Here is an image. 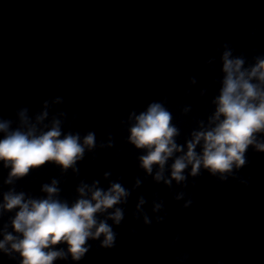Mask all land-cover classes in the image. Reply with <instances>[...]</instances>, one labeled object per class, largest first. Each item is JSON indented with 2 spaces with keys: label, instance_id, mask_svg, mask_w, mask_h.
Here are the masks:
<instances>
[{
  "label": "clouds",
  "instance_id": "9594fccd",
  "mask_svg": "<svg viewBox=\"0 0 264 264\" xmlns=\"http://www.w3.org/2000/svg\"><path fill=\"white\" fill-rule=\"evenodd\" d=\"M222 47L220 87L211 100L214 111L206 121H197L185 143H177L181 131L164 102L152 101L143 111L133 110L128 115L131 123L127 142L142 153L137 157L139 168L157 184L163 182L171 188L175 181L178 186H186L185 170L189 166L192 177L199 176L203 168L226 180L234 169L247 164L249 148L264 153V55L255 56L254 63L246 66L243 55L234 56L228 44ZM189 82L195 84L196 79L190 78ZM190 110L184 107L182 114L187 115ZM47 115L43 112L33 122L28 109L22 107L17 110L15 121L0 118V164L8 170L3 183L12 186L3 192L0 217L6 212L14 213L0 230V251L12 260L17 259L13 253H18L19 264H54L69 258L79 262L90 250L88 241L101 237L100 247L113 248L117 234L108 221L121 224L124 210L120 206L127 204L131 192L142 183L137 178L129 190L118 180L111 181V173L105 172L103 178L109 181L106 189L99 180L91 184L81 180L71 203L61 198L60 181L56 178L41 185L42 196L17 191L18 181L49 164L58 167L62 175L69 169L79 175L78 162L86 151L97 147L93 131L83 137L79 132H65L63 122L55 117L50 125L44 124ZM100 147H113L112 138L107 145L101 142ZM166 166H170L168 177ZM183 195L181 192L174 199L179 201ZM191 203L187 201L184 207ZM144 204L145 198L139 197L133 218L142 216L143 223L149 226L152 221L143 211ZM163 209L162 202L153 203V212ZM163 219L156 217L158 223Z\"/></svg>",
  "mask_w": 264,
  "mask_h": 264
}]
</instances>
